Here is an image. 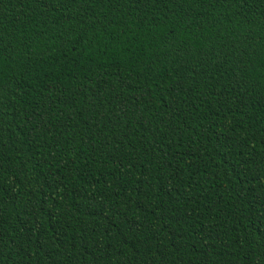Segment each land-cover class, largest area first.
Listing matches in <instances>:
<instances>
[{
    "label": "trees",
    "instance_id": "16d2710c",
    "mask_svg": "<svg viewBox=\"0 0 264 264\" xmlns=\"http://www.w3.org/2000/svg\"><path fill=\"white\" fill-rule=\"evenodd\" d=\"M0 264H264V0H0Z\"/></svg>",
    "mask_w": 264,
    "mask_h": 264
}]
</instances>
